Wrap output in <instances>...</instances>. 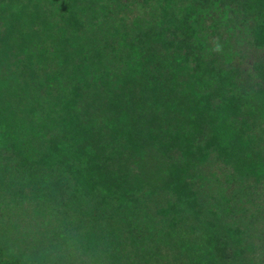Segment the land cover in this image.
I'll use <instances>...</instances> for the list:
<instances>
[{"label":"trees","instance_id":"16d2710c","mask_svg":"<svg viewBox=\"0 0 264 264\" xmlns=\"http://www.w3.org/2000/svg\"><path fill=\"white\" fill-rule=\"evenodd\" d=\"M0 264H264V0H0Z\"/></svg>","mask_w":264,"mask_h":264}]
</instances>
